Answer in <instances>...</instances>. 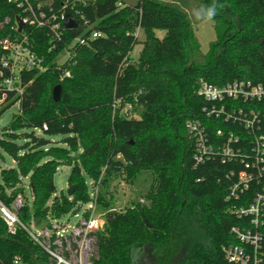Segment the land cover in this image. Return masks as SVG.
Listing matches in <instances>:
<instances>
[{"label": "trees", "instance_id": "16d2710c", "mask_svg": "<svg viewBox=\"0 0 264 264\" xmlns=\"http://www.w3.org/2000/svg\"><path fill=\"white\" fill-rule=\"evenodd\" d=\"M28 1L35 9L40 4L47 17L65 10L78 25L65 29L60 40L48 27L30 23L20 32L18 18L26 15V0H0V21L10 18L0 29V40L27 37L45 67L23 72L17 84L22 94L10 92L11 102L0 109L1 116L20 101L10 132L0 138V148L16 162L0 171V199L12 207L23 191L18 185L28 178L32 203L26 201L18 216L29 227L50 226L94 200L87 184L91 180L93 191L99 187L96 203L108 209L93 264H134L133 251L146 244L159 264H174L182 249L187 253L181 264H231L223 252L235 242L231 228L237 223L225 200L229 167L217 162L194 166L186 123L200 119L213 124L202 114L206 101L197 91L203 82L264 84V0H217L222 5L214 18L217 40L202 60L181 0H138L135 8L122 0H91L74 9L63 8L67 0ZM201 1L203 7L213 2ZM94 31L101 36L91 37ZM157 31L165 35L161 38ZM79 36L86 42L70 48L59 64V55ZM139 43L143 48L135 60L132 53ZM8 55L0 45V73L5 76ZM66 70L71 77L62 78ZM59 84L57 102L53 89ZM24 128L42 135L25 133L27 142L20 145L17 132ZM57 135L64 136L68 149L53 145L51 137ZM73 153L78 154L74 163ZM62 164L72 165L69 181L77 187L71 197L55 195V174ZM145 174L153 178L141 194L146 202L110 209L112 182L133 185ZM0 264L49 261L23 228L12 234L0 217Z\"/></svg>", "mask_w": 264, "mask_h": 264}, {"label": "built area", "instance_id": "2783aa9c", "mask_svg": "<svg viewBox=\"0 0 264 264\" xmlns=\"http://www.w3.org/2000/svg\"><path fill=\"white\" fill-rule=\"evenodd\" d=\"M90 1L67 0L63 8L69 5L70 9H74L77 4L85 6ZM26 2V15L21 18L24 24L48 27L56 39L60 40L64 30L68 29L66 23L69 18L77 22L65 10L59 15L54 13L47 17L40 4L35 9L28 0ZM100 36L98 31L91 34L93 38ZM85 42L83 36L75 38L66 49L68 57L70 48ZM0 45L9 51L3 60V68L9 71V75L5 76L3 71L0 73L2 103L8 99L10 92L22 94L17 84L23 72L45 70V67L43 58L30 49L27 37L21 41L18 38L14 41L2 39ZM65 77H71L70 70L63 73L62 78ZM197 92L206 101L202 114L213 124H206L200 119H191L186 123L194 166L217 162L229 167L224 175L229 183L225 200L237 223L231 228L235 242L223 248L225 258L231 264H264V84L244 79L224 85L203 82ZM17 104L20 107V101ZM215 123L222 126L215 127ZM97 194L98 191L91 201L96 205ZM23 204L22 196L15 199L12 207L0 199V217L10 233L23 228L46 254L49 264H93L97 233L103 230L105 222L97 214L96 205L91 204L85 210L89 212L88 216L82 213L76 226L59 223L60 219H57L50 226L33 228L26 226L18 216L17 211Z\"/></svg>", "mask_w": 264, "mask_h": 264}, {"label": "rangeland", "instance_id": "374dc122", "mask_svg": "<svg viewBox=\"0 0 264 264\" xmlns=\"http://www.w3.org/2000/svg\"><path fill=\"white\" fill-rule=\"evenodd\" d=\"M171 1V0H168ZM185 4V8L187 9L191 20L193 22L195 32L197 35V38L200 43V52L197 54L198 59H203V56H205L208 51L210 50L211 44L214 43L217 40V31H216V21L213 19L209 23H203L195 18V11L197 9L203 8V3L201 0H181ZM10 23V18L6 17L3 21H0V29L3 28L5 24ZM12 29H16L15 25L11 26ZM157 34L162 38L165 35L164 31H157ZM139 38L141 40H144V34L142 31L138 32ZM143 44L139 43L135 46L132 56L135 60L138 59L140 52L142 51ZM58 63L63 64L66 59L68 58L67 51L64 50L62 54L58 57ZM20 94V92H18ZM11 102L10 98L4 100V102L0 103V109L6 106ZM19 101H17L15 104L10 106L1 116H0V138L5 136L6 133L10 132V125L12 123V120L16 114H18L20 107L18 106ZM35 132L37 135H42V132L38 129H30V128H24L17 132L18 139L17 143L22 145L27 140L24 138L25 133H31ZM51 140L53 142L54 146H59L63 148H69V145L65 143V138L62 135H57L54 137H51ZM82 152V149L80 150ZM78 154L73 153V163L76 161V157ZM14 168L16 167L15 160L3 149L0 148V171L3 168ZM72 165H60L59 169L57 170L55 174V185H56V194L57 196H61L63 194H67L69 187L71 186V182L69 181V175L71 172ZM153 183V178L149 174H145L135 182V184H128L126 181L122 179L115 180L112 182L110 186L111 194L113 195L112 198L109 199L112 200L114 203L110 209L117 210V211H123L126 208H128L134 201H140V202H146V199L141 196V194L146 193L151 184ZM87 184L89 187V190L93 196V194H96L99 190L98 186H95V190L91 188L92 181L87 180ZM19 188H21L23 191L20 195L23 197V202L26 201L30 204L32 203V194L29 186V179L28 178H22L21 184L18 185ZM17 196V197H18ZM52 202V200H51ZM96 205L94 202H89L86 204H80V210H78L76 213H70L64 217H62L59 221V223H68L70 226H76L78 222L80 221V218L82 217V213L88 209L90 205ZM97 208V214L99 215L100 219L105 221V215L107 213V208L103 207L102 205H96ZM33 228H36L35 225H32ZM144 249V246L138 247L135 249L134 254H137L138 252H141ZM185 250L184 255L182 256V259L185 258L187 250L182 249L180 253H182ZM177 255V256H178ZM176 256V257H177ZM181 259V260H182ZM178 264V263H177Z\"/></svg>", "mask_w": 264, "mask_h": 264}, {"label": "water", "instance_id": "95a60500", "mask_svg": "<svg viewBox=\"0 0 264 264\" xmlns=\"http://www.w3.org/2000/svg\"><path fill=\"white\" fill-rule=\"evenodd\" d=\"M122 1H123L124 4H126L127 6H130L132 8H135V7L138 6V0H122ZM23 27H24L23 20L21 18H18V30L21 32ZM66 27L68 29H74V28L77 27V22L73 18H69V20L66 23ZM61 95H62V86L59 84V85L55 86L54 89H53L54 100L57 101V102L60 101ZM76 187H77L76 185H72V186L69 187L68 192H67V195L69 197H71L73 195ZM144 247L153 249V247L148 245V244L144 245ZM184 253H185V250L182 253H180L174 259V264H177V263H179L181 261L182 256L184 255ZM151 259H152V264L156 263V259H155L154 256ZM134 264H141L139 262V252L134 255Z\"/></svg>", "mask_w": 264, "mask_h": 264}, {"label": "clouds", "instance_id": "9594fccd", "mask_svg": "<svg viewBox=\"0 0 264 264\" xmlns=\"http://www.w3.org/2000/svg\"><path fill=\"white\" fill-rule=\"evenodd\" d=\"M220 7H222V5H219L217 3V0H213L210 5L197 9L194 13L195 18L200 22L209 23L218 14V10Z\"/></svg>", "mask_w": 264, "mask_h": 264}, {"label": "flooded vegetation", "instance_id": "af4514ba", "mask_svg": "<svg viewBox=\"0 0 264 264\" xmlns=\"http://www.w3.org/2000/svg\"><path fill=\"white\" fill-rule=\"evenodd\" d=\"M153 256L155 257L153 249L144 247V249L141 252H139V262L141 264H152L151 258ZM155 259H156V263H154V264H159L156 257H155ZM182 261H183V259L178 264H181Z\"/></svg>", "mask_w": 264, "mask_h": 264}]
</instances>
